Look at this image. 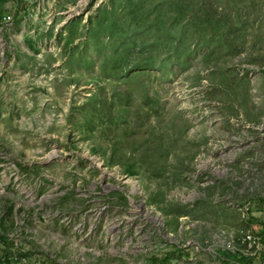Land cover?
<instances>
[{"label":"rangeland","instance_id":"obj_1","mask_svg":"<svg viewBox=\"0 0 264 264\" xmlns=\"http://www.w3.org/2000/svg\"><path fill=\"white\" fill-rule=\"evenodd\" d=\"M263 223L264 0H0V256L218 264Z\"/></svg>","mask_w":264,"mask_h":264},{"label":"built area","instance_id":"obj_2","mask_svg":"<svg viewBox=\"0 0 264 264\" xmlns=\"http://www.w3.org/2000/svg\"><path fill=\"white\" fill-rule=\"evenodd\" d=\"M7 19L10 17L4 16V20ZM221 236L223 237V250L246 257H254L264 251L262 235L252 229L241 230L237 237H234L233 232L224 229L221 231ZM218 264L224 263L220 260Z\"/></svg>","mask_w":264,"mask_h":264},{"label":"trees","instance_id":"obj_3","mask_svg":"<svg viewBox=\"0 0 264 264\" xmlns=\"http://www.w3.org/2000/svg\"><path fill=\"white\" fill-rule=\"evenodd\" d=\"M261 229L255 230L254 231L258 234H261L263 237V241H264V223L261 226ZM4 242H6V239L3 240ZM13 251H11L10 246H6L5 250H4V255L0 256V264H16V259L12 258V256L10 255ZM218 256L221 258V260L226 261V257L227 256H233V258L237 259L238 262H240V264H253L252 260H254L252 257H246L244 255H239L238 254H233L230 251H226V250H219L218 252ZM13 254V253H12ZM261 256H264V251L260 254ZM52 264H58L56 262H52ZM196 264H200V263H196Z\"/></svg>","mask_w":264,"mask_h":264}]
</instances>
